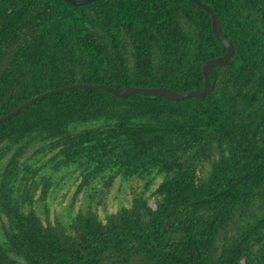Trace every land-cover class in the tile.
<instances>
[{"label":"trees","instance_id":"trees-1","mask_svg":"<svg viewBox=\"0 0 264 264\" xmlns=\"http://www.w3.org/2000/svg\"><path fill=\"white\" fill-rule=\"evenodd\" d=\"M199 1L234 47L204 97L75 88L0 122V264H264V0ZM225 52L190 0H0V116L72 84L202 90ZM69 169L78 191L159 179L154 205L101 219L94 192L42 220L38 186Z\"/></svg>","mask_w":264,"mask_h":264},{"label":"rangeland","instance_id":"rangeland-1","mask_svg":"<svg viewBox=\"0 0 264 264\" xmlns=\"http://www.w3.org/2000/svg\"><path fill=\"white\" fill-rule=\"evenodd\" d=\"M49 156L50 154L46 155L45 159ZM67 171H62V176L59 179H53L52 186L44 202L40 199L41 186H38L33 196L32 207L42 220L44 219L43 206L45 203L48 206L49 218L53 222L57 217L58 219L63 218L62 214L64 212L68 213L71 209L77 211L84 206L90 201V193L94 192H96V195L91 202L97 201L93 204H95V209L101 219H104L106 214L115 212L122 206H129L132 198L140 191L144 192L148 203L154 205V191L159 179L150 185L147 190H143L144 183L140 180L132 179L127 182L120 176H115L109 184L101 180L93 186L78 191L81 175L78 171L74 172L70 169ZM95 189L96 191H94Z\"/></svg>","mask_w":264,"mask_h":264},{"label":"water","instance_id":"water-1","mask_svg":"<svg viewBox=\"0 0 264 264\" xmlns=\"http://www.w3.org/2000/svg\"><path fill=\"white\" fill-rule=\"evenodd\" d=\"M66 2H69L74 5H82L94 0H65ZM191 2L197 4L198 6L202 7L206 12H208L211 15V26H212V31L216 38L220 41L222 46L226 49V52L220 56L214 57L212 59H208L202 66L203 69V75H204V87L202 90H191V91H185V92H176L170 88L167 87H156V88H144V87H134V86H124L122 88H112L110 86L104 85V84H72L52 90L45 91L27 101L24 103L20 104L10 112L0 116V122L5 121L6 119L12 117L25 107L29 106L30 104L34 103L37 100L42 99L43 97L70 90V89H75V88H84V89H103L106 90L112 94H114L117 97H126L128 95L142 92L148 95H159L164 98L170 99V100H180L186 97H204L207 95L212 88L214 87L215 80H216V71L214 69L215 66H222L224 65L227 60L233 55L234 53V47L230 41H228L226 38H224L221 35V30H220V23L219 20L214 13V11L207 6L205 3L199 1V0H190ZM213 73L214 78L212 82L210 83L208 80V74Z\"/></svg>","mask_w":264,"mask_h":264}]
</instances>
